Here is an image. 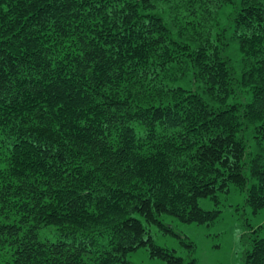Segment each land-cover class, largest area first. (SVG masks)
I'll use <instances>...</instances> for the list:
<instances>
[{"label": "trees", "instance_id": "trees-1", "mask_svg": "<svg viewBox=\"0 0 264 264\" xmlns=\"http://www.w3.org/2000/svg\"><path fill=\"white\" fill-rule=\"evenodd\" d=\"M231 185L264 209V0H0V264H195L149 226Z\"/></svg>", "mask_w": 264, "mask_h": 264}, {"label": "rangeland", "instance_id": "rangeland-1", "mask_svg": "<svg viewBox=\"0 0 264 264\" xmlns=\"http://www.w3.org/2000/svg\"><path fill=\"white\" fill-rule=\"evenodd\" d=\"M200 204L205 209H219L214 223H186L172 216L163 217L173 231L159 225L149 226L155 243L185 258L193 256L195 264H244L246 240L255 234L252 230L259 229L257 235L264 236V209L253 213L246 203L245 192L233 185L228 192L218 193V202L202 198ZM129 258L136 264H164L152 257L147 247L138 248Z\"/></svg>", "mask_w": 264, "mask_h": 264}]
</instances>
